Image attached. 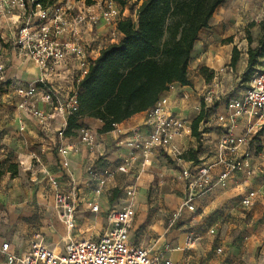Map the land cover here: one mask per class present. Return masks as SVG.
<instances>
[{"label": "built area", "instance_id": "built-area-1", "mask_svg": "<svg viewBox=\"0 0 264 264\" xmlns=\"http://www.w3.org/2000/svg\"><path fill=\"white\" fill-rule=\"evenodd\" d=\"M35 1L0 0V49L3 44L10 45L18 55L26 56L38 67L35 79L16 83L17 106L37 117L45 130L59 108L63 112V121L55 132L62 140L65 138L67 116L77 110L78 84L86 74L90 61L95 58L92 52L96 47L92 43L100 45L97 22L104 20L116 24L128 15L123 8L125 5L121 6L117 0H91V4H86L85 0H75L73 4L54 0L45 7ZM7 29L11 34L5 33ZM85 35L89 38L86 39ZM69 61L75 62L70 74L72 83L61 103L53 88V77L57 76L56 67L67 66ZM232 70L229 65L228 72ZM6 83L5 65L0 62V87ZM215 93L211 89L203 95L196 107L198 112L211 107ZM38 100L47 105V110L36 107ZM224 105L225 113L217 117L222 122V129L214 143L211 160L198 158L199 162L190 161L179 171L178 178L183 180L184 193L178 209L169 218L171 224L180 218L184 209L195 212L196 200L209 194L214 181L225 186L238 173L246 172L248 177L253 175V150L264 148V67L253 73L239 96L226 99ZM145 125L149 130L145 138L135 134L125 142L130 155L135 150L141 152L142 165L153 149L165 150L174 138L186 131L185 120L172 114L168 100L163 96L146 110ZM78 133L80 143L93 146L95 137L91 131L81 128ZM77 151L76 143L59 146L62 155ZM131 161L124 159L118 166L119 171L129 172ZM86 171L94 179L95 193L101 192L106 179L112 175L107 171L97 173L98 169L92 164L86 167ZM48 180L55 190L58 216L68 228H72L76 209L74 181H71V190L64 192L58 188L55 177L50 176ZM125 193L134 194V191L127 188ZM256 196L254 188L246 189L240 198L241 205L250 206ZM97 209L96 203L91 206L92 211ZM134 215L132 202L110 208L107 225L101 234L95 238L69 240L61 253L49 250L39 234H34L30 248L20 254L6 252L8 244L5 242L1 245L4 264H173L166 257L169 243L151 252L130 238ZM210 232L213 233V230L210 229ZM192 241V235L188 236L187 247Z\"/></svg>", "mask_w": 264, "mask_h": 264}, {"label": "crops", "instance_id": "crops-1", "mask_svg": "<svg viewBox=\"0 0 264 264\" xmlns=\"http://www.w3.org/2000/svg\"><path fill=\"white\" fill-rule=\"evenodd\" d=\"M250 1L252 2V0ZM225 2L227 4L238 2V6L240 7L241 11L246 9L249 4V1L247 0H225ZM223 6L220 5L216 8L209 21V26L199 31L198 39L195 41L193 49L191 51L188 70L190 66L192 68L196 67L197 69H200L202 67L205 68V66L208 65V62L206 61H208L209 57L212 56L211 45H208L209 48L204 47V49L202 50L200 45L203 44L208 31L212 30L211 27L216 25L219 21L217 14L222 11ZM260 13L262 14L260 18H242L239 16H235L234 18L232 17L230 25H232L234 22L235 28H230L231 32L227 36H233L236 31L240 33L239 29L240 27H243L250 31L252 37L254 35L253 40H255L256 42L260 36V34L258 35L259 22L264 18V4L263 7L260 8ZM250 24L253 25L249 28ZM10 32L11 31H9V29L5 31L6 34H11ZM97 34L99 36L98 41L100 45L96 42L92 43V46L94 48L96 47V50L94 49L92 52L93 57H96L99 54L101 48L113 41L117 42L121 37V34L116 28V24L110 25V23L104 20H101L99 25H97ZM112 35H114L116 39L109 40L108 38ZM85 38L87 39L89 38V36L85 35ZM241 44H243V41L241 42ZM231 50L232 45L227 50V55L226 58L224 57V60H229ZM240 56H243V58H240L239 63L240 65H242V67H245L247 63V54H240ZM0 62L4 63L5 65V76L7 79L6 85L4 87H0V161L4 162L3 159L8 157L6 156L8 154L9 156H14L17 158V162L11 160V163H18L16 175H11L9 171H6L0 177V264L5 263V256L1 252V245L3 243L6 242L8 244L6 252L20 254L30 248V242L34 234H39L43 238V241L47 248L52 252L61 253L63 251L65 245H63L62 247H58V245H55V243H53V246L51 247L47 244L43 234L41 233L45 232L48 229L49 231H52L53 228H55V225H57V222H55V220L52 227H43L41 225L39 226L38 223L33 222L26 224L25 222L18 220L19 216L21 217L25 213H32L35 209H44V215L48 214L50 209L56 216H58V212L55 208L54 202L55 190L48 180V177L50 176L57 179L58 188L64 192L71 190V181H74L76 187L75 190H73L76 198L75 212L79 211V208H88L91 210V206L95 203L98 205V209L97 211H91L94 213L98 212L100 205L102 207L105 206V198L103 196H99V194H106L105 191L107 192L109 190V183L115 181H132L133 177L136 176L138 170H140V173L135 180L136 182H139L138 190L136 193L137 201H142L143 194H145L144 190L146 188L150 187L154 190L155 188L160 187V185H162L163 183L165 185H170V183L172 182L176 187L180 189L182 194L178 202L179 206L184 193L182 191L183 180L178 178L179 170H177L176 173L172 176L166 174L164 171L156 172L158 171L156 167V160L158 159L161 152H165L168 155H170L172 151L175 152L177 148L181 147V140L183 138H190L191 136L189 125L192 119L198 113L196 107L200 102V98L195 97V95H197V93H194V89L196 88V86L194 84L193 78L189 77V74L188 78L191 82V85L183 86L179 83H172L168 87V89L161 94V96L167 98L168 106L172 114L185 120L186 131L183 132L180 136L174 138L165 150L153 149L151 154L147 156L145 163L142 165L143 156L141 152L139 150H135L133 154L130 155L129 149L125 146V142L135 134H140L144 138L147 135L149 130L145 125L146 110L128 117L127 119L118 123L114 130L104 133L98 132L99 128L102 125V122L99 119H81L79 122L83 125L82 128H85L94 134L95 142L93 146L80 143L79 133L76 136L65 137L64 139L60 140L59 138H57L55 131L62 124V113L57 112L54 115L55 118L49 122L48 128L45 130L37 117L31 115L25 110L20 109L17 106L18 96L15 93L16 83L29 82L35 79L38 76V67L29 58L22 54L18 55L13 47L6 44H3L2 48L0 49ZM216 74L217 71H215V75ZM196 80L197 82L200 81V79ZM36 107L43 110H46L48 108L44 102L39 100L36 102ZM212 109L216 111L215 114L218 116L222 114V112H225V105H223V111H218L219 113H217V107H213ZM191 111H194V115L189 119L187 118V116ZM216 123L218 127H222V122L219 121L218 118H216ZM219 131L221 130L219 129ZM216 139L217 136L215 137V140H208V142L210 144H214ZM213 140L214 142H212ZM69 143L78 144V151L67 152L64 155L60 154L59 146H65ZM112 144L115 145V151H112L110 155H106V152L110 151V148L112 149ZM55 151H57L59 155L64 158L65 162H63L61 159H58L59 164L57 163V160L53 156V152ZM176 154H179V152H177ZM27 157L28 161L24 162V159ZM124 159H128L129 161L133 159V161L130 162V173L128 174L121 172L118 169V166L122 164V161ZM32 161L36 163L35 166H32ZM6 162H8L7 164H9L10 161H5V164ZM109 162H113L114 165L113 169H109L110 172H112V176H109L106 179L105 185L101 192L95 193L93 182L94 179L87 173L86 167L92 164L99 169H104V165H107ZM189 162L190 161H187V165H189ZM59 165L62 172L58 171ZM187 165H183L182 167H186ZM261 166L264 167V163H262ZM61 173H64L65 177H63ZM239 175H241L240 178H238ZM253 175H251V177H248L246 172H242L237 174L229 182H233L235 187L238 189H246V187L247 189L253 188L249 187V185L253 183ZM170 178L172 179L170 180ZM44 194H49L48 198H50L51 205L49 204L45 206L46 199L44 197ZM242 195L243 194H240V198ZM204 198H206L205 201L200 198L195 202L196 211L198 210V212H200L199 218L203 216L206 209L210 210L214 206H216V196H214L213 194H207ZM97 199L99 202L96 201ZM30 203H32V206L30 205ZM239 205L245 207L241 205V203ZM112 207H106L105 227L107 225L108 211ZM184 212L188 214V217L190 214H194V212L191 213L185 209L183 210V213ZM192 217L193 221H195V217ZM57 220L59 223H62L64 225V228L68 232L70 231L71 228H68L59 217ZM180 220L182 221V215ZM214 226V224L208 225L207 230L209 233H211L210 229H212L214 233ZM250 228L252 229L253 227H248L247 229ZM148 229V226L141 227L140 232L142 234L146 233L149 231ZM133 232L134 228L132 229L131 227L129 233L130 238L133 239L136 244L144 246L140 242V236L137 237L136 233ZM139 234L140 233L138 232V235ZM192 234V232L185 234L183 241L185 246L183 249H181V252L180 250L173 251L171 253V256V251L166 252V257L171 260L173 264H178L177 262H179V260L181 259L182 252L185 249L189 250L194 248V242L190 247H187L186 245L188 236ZM66 238L68 239V241L72 240L70 238V235L66 236ZM169 241L170 240L164 239L162 244L169 243ZM154 251L155 250H151V252ZM247 263H251V261H247ZM255 263L264 264V247L263 251H261L260 255L257 257Z\"/></svg>", "mask_w": 264, "mask_h": 264}, {"label": "rangeland", "instance_id": "rangeland-1", "mask_svg": "<svg viewBox=\"0 0 264 264\" xmlns=\"http://www.w3.org/2000/svg\"><path fill=\"white\" fill-rule=\"evenodd\" d=\"M56 1H69L73 4L75 0ZM141 1L142 0H125L126 3L123 8L126 11V15L130 16L133 20L136 19L135 11ZM247 1H249V4L247 8L242 11L238 6V2L227 4L224 1L221 4L224 6L222 11L217 14L219 21L216 25L211 27L212 30L208 31L203 44L200 45L201 50L204 49V47L209 48L208 45H211L212 48V56L206 61L208 62V65L205 66L206 70L202 73L200 69L196 67L192 68L191 66L188 70L189 77L193 78L196 86L194 93H197V95H195V97L202 100L203 95L211 89L216 92L213 95L211 107L206 110L201 109L205 116L203 121L199 124V130L204 134L201 135V139L199 140L192 135L190 138H183L181 140V147L175 150V152H179V154L173 151L170 155L161 152L156 160L157 163L155 162L158 169L156 172L164 171L166 174L172 176L177 170L180 171L183 165H187V161H189V157L192 154L198 155V158L202 157V161L211 160L214 144H210L208 140H215V137H218L221 132L219 129H222V127L216 125V118L218 116L215 114L216 111L212 108L217 107V113H219L218 111H223L225 100L230 97L239 96L246 88L253 73L264 67L263 55L254 64L252 71L248 75H244L246 66L242 67V65H240V58H243L240 54H247L248 47H255L257 41L255 42V40H253L254 35L252 37L250 31L243 27H240V33L236 31L233 36H227L231 32L230 28H235L234 22L230 25L232 17L260 18V16H262L260 8L263 7L264 0ZM121 10L123 11V9ZM99 23L100 21H98L96 25H99ZM110 25H112V23H110ZM250 27L251 26H249V28ZM258 28L259 35L261 34V30L260 27ZM108 39L113 40L116 39V37L112 35ZM229 40H231V42H229ZM242 41L243 44H241ZM231 45L239 55L235 68H233L232 72H228L230 58L227 61V59L224 60V57L226 58L227 50ZM73 66H75V62L69 61L67 66L59 65L55 69L57 76L53 77L55 83L53 88L58 95V101L61 103L64 102L67 92L71 88L70 83H72V81L70 74ZM215 71H217L216 75ZM210 73L212 77L207 80L206 77L209 76ZM196 79H200V81L197 82ZM57 110L56 113L60 112L63 114L59 108ZM198 114L199 112L197 115ZM193 115L194 111H191L187 118L190 119ZM214 140L212 142H214ZM114 144H112L113 150L110 148V151L106 152V155H110L112 151H115ZM253 151L252 166L254 175L253 183L249 185V187H253L256 190L257 196L248 207L239 205L240 194H243L247 187L246 189H238L233 182H228L225 186H220L214 181L209 194H213L217 197V201L215 202L216 206L210 210L206 209L201 218H199L200 212H198V210L195 211L194 214H190L189 217L186 212L183 213L182 211L180 213L182 215V221L180 220V215V218L174 224H171L169 218L171 214L178 209V202L182 195L180 189L172 182L170 185H165L163 183L154 190L148 187L144 190L145 194H143L142 201H137L136 193L139 182L135 180L137 179L136 176L138 177L140 173V170H138L132 181H115L109 183V190L107 192L105 191L106 194H99V196L105 198V206L102 207L100 205L98 212L94 213L88 208H79V211L75 212L73 226L69 232L64 228L62 223L58 222L57 219L59 216H56L50 209L49 213L46 215H44V209H35L32 213H25L21 217L19 216L18 220L26 224L30 222L38 223L39 226L41 225L43 227H52L55 220L57 225H55L52 231H49L47 228L48 230L41 233L49 246L52 247L53 243H55L58 247H62L68 241L66 238L68 235H70L72 240L95 238L102 233L105 227L106 207H119L128 202H132L136 215H134L135 217H133L131 221V227L132 229L134 228L133 233H136L137 237L140 236V242L144 245L143 247L150 250H158L163 247L162 242L164 239L170 240L168 251H171V256L173 251L180 250L181 252V249L185 246L183 242L185 234L192 232V242L195 244L194 248L189 250L185 249L182 252L181 259L177 262L178 264H256L257 257L260 255L261 251H263L264 247V167L261 166V164L264 163V148L261 149L256 147ZM6 156L9 158L6 157L3 159L4 162L10 161L9 163H11V160L17 162L16 157L9 156L8 154ZM53 156L58 164V159L65 162L64 158H62L57 151L53 152ZM27 161L28 157L24 159V162ZM7 163L8 162H6V164ZM16 164L18 169V163ZM35 165L36 163L32 161V166ZM104 167V169L96 167L98 169L97 173H102L103 171L109 173V169L114 168L113 162H109L107 165H104ZM58 171L62 172L60 165ZM128 173L130 172H127V174ZM61 175L65 177L64 173H61ZM240 176L241 175H239L238 178H240ZM171 179L172 178H170V180ZM127 188L133 189L134 194H126ZM113 190H116V197L111 199ZM48 195L49 194H44L46 199L45 206L51 205ZM204 197H202L203 201L206 199ZM96 201H98V199ZM30 205L32 206V203H30ZM192 216L195 217V221H193ZM209 224L215 225L214 233L208 232L207 228ZM145 226L149 227V231L142 234L140 232L141 227ZM248 227L253 228L247 229ZM138 232L140 233L139 235ZM247 261H251V263H247Z\"/></svg>", "mask_w": 264, "mask_h": 264}, {"label": "trees", "instance_id": "trees-1", "mask_svg": "<svg viewBox=\"0 0 264 264\" xmlns=\"http://www.w3.org/2000/svg\"><path fill=\"white\" fill-rule=\"evenodd\" d=\"M54 0H36L45 7ZM121 6L125 0H117ZM225 0H142L130 16L119 19L116 28L121 34L117 42L101 48L90 61L88 70L78 84L77 110L67 116L64 136H76L83 118L102 122L99 133L109 132L114 125L152 107L172 83L191 85L188 63L198 33ZM91 4V0H85ZM253 24H250L252 26ZM261 34L255 47L247 49L248 75L264 55V18L259 22ZM231 42V40H229ZM238 52L232 48L229 65L235 68ZM206 68H200L203 73ZM212 77L210 73L207 80ZM200 111L190 123V134L201 139L199 124L204 119ZM186 157V156H185ZM197 157V158H196ZM189 161L199 162L192 154ZM9 171L17 174V165L0 161V177ZM116 197L112 191L111 199Z\"/></svg>", "mask_w": 264, "mask_h": 264}]
</instances>
